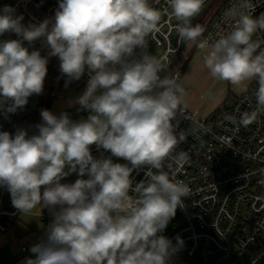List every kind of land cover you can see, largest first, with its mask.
<instances>
[{
  "label": "clouds",
  "instance_id": "9594fccd",
  "mask_svg": "<svg viewBox=\"0 0 264 264\" xmlns=\"http://www.w3.org/2000/svg\"><path fill=\"white\" fill-rule=\"evenodd\" d=\"M168 3L182 22L179 39L208 49L204 67L212 78L237 92L257 82L256 110L239 116V124L252 123L264 111V47L253 40L264 32V14L254 17L244 10L248 4L232 10V30L209 43L199 39L204 28L191 23L204 0ZM14 13L9 5L0 9V35L18 37L0 41V111L15 113L43 93L50 57L59 58L65 86L90 73L76 100L87 119L42 109L32 134L0 131V187L21 213L39 206L53 217L25 264H172L184 240L177 235L174 244L160 233L184 207L189 188L165 170L172 166L167 161L182 166L187 154L174 155L186 139L176 132L183 90L174 79H161L164 65L146 52L145 37L159 31L160 12L149 0H58L54 17L38 24L25 25ZM37 40L47 55L25 46ZM137 46L145 50L142 59L134 58ZM92 145L111 155L94 157ZM143 167L148 179L134 185L131 174ZM72 173L79 177L74 183H61Z\"/></svg>",
  "mask_w": 264,
  "mask_h": 264
},
{
  "label": "built area",
  "instance_id": "2783aa9c",
  "mask_svg": "<svg viewBox=\"0 0 264 264\" xmlns=\"http://www.w3.org/2000/svg\"><path fill=\"white\" fill-rule=\"evenodd\" d=\"M48 1L0 0V9L9 5L15 9V16H23V24H38L53 18L58 9L44 12ZM149 3L160 12V22L159 31L145 37L146 52L152 55V45L158 50L153 57L164 65L159 73L163 79L162 74L172 68L174 57L182 53L190 41L179 39L176 26L182 22L170 15L168 0H149ZM245 4L250 8L244 10L252 11L254 17L264 14V0H204L200 13L191 20L193 23L213 7L210 25L201 41L212 43L221 34L230 32L231 11L241 10ZM17 38L13 32L0 35V41ZM253 40L260 41L264 47V32L257 31ZM32 49L36 48H29ZM38 49L42 55H47V49ZM143 51L137 46L134 58L142 59ZM89 77L86 69L82 76L86 85ZM168 78L174 79L177 86L182 79L178 73ZM257 88L254 81L231 107L212 117L200 118L185 108L182 116L177 115L176 132L184 131L186 139L177 146L174 155L185 152L187 160L182 166L167 161L166 164L172 166L165 170L174 175L175 180L186 184L189 193L182 198L184 207L177 209L181 223L173 224L171 231L166 228L160 233L174 244L177 235L184 240V247L173 257L172 264H264V111H260L249 125L239 124L241 113L256 110ZM41 101L42 94H33L15 113L0 111V131L14 134L17 128L34 119ZM66 113L72 120L89 115L80 106ZM91 152L96 158L110 154L95 145L91 146ZM146 171L147 167H143L132 172L130 178L134 185L148 179ZM130 195L134 193L130 192ZM21 215L13 207L8 190L0 187V232L7 233ZM49 216V212L43 214L44 219Z\"/></svg>",
  "mask_w": 264,
  "mask_h": 264
},
{
  "label": "rangeland",
  "instance_id": "374dc122",
  "mask_svg": "<svg viewBox=\"0 0 264 264\" xmlns=\"http://www.w3.org/2000/svg\"><path fill=\"white\" fill-rule=\"evenodd\" d=\"M58 7V0H49L45 5L43 11L44 12H51L54 8ZM25 46L29 48H41L47 49L44 45H42L40 40L33 42V44L29 45L28 42H25ZM152 56H156L158 54V50L152 45ZM208 49H201L196 47L195 44L192 42H188L185 49L182 53L178 54L174 57L172 68L162 74V77H169L174 73L180 74L181 78H183L184 73L186 75V79L184 83L189 89L191 97L195 101H201V105L206 107V105L210 108L213 107V104H217V102L222 101L220 106L224 105L223 107L217 108L211 115L205 117L201 115L199 112H194L198 114L200 118H209L219 111H222L226 108L231 107L234 103L235 98V91L234 86L228 82L218 81L212 78L208 72V70L204 67V57L207 54ZM190 59V62L188 61ZM186 63V64H185ZM189 63V64H188ZM188 64V68L186 70L185 66ZM75 85V80L72 81V86L64 87L59 95L55 98L52 103V109H62L66 108L69 104L75 102L79 96L83 94L82 89L72 87ZM183 83H179L178 87L183 90ZM160 91V89H157ZM50 110V111H51ZM87 119V115H82L79 118L73 119L75 121ZM35 125H37L35 119H32L25 123L22 128L27 129L29 134H32L36 131ZM181 223V215L179 211H176L175 217L169 222L167 226V230L171 231L173 224H180Z\"/></svg>",
  "mask_w": 264,
  "mask_h": 264
},
{
  "label": "crops",
  "instance_id": "0c3cea01",
  "mask_svg": "<svg viewBox=\"0 0 264 264\" xmlns=\"http://www.w3.org/2000/svg\"><path fill=\"white\" fill-rule=\"evenodd\" d=\"M185 73L180 81V83H183L184 85L182 94L183 108L192 112H199L201 115L207 117L211 115L212 112H214L217 108L225 106V103L224 105L220 106L222 101H219L217 104H213V107L209 108L207 105L206 107L202 106L201 101H199V103L198 101H195L191 97L190 89L184 84L186 83L185 79L187 75H185ZM254 81L255 80L249 82L248 88L254 83ZM68 86H72V82L69 83ZM86 86L87 85L85 84L84 79L81 77L79 80H75V85L72 87V89L75 90V88H77L78 91L79 89H82V92H84ZM243 93L244 92L235 91L234 102ZM78 106L80 105L75 101L69 104L66 108L59 110L55 108L52 109L51 112L59 116L62 112H67ZM110 155L111 154H109V156ZM112 159L115 163H124L122 158L112 157ZM78 178L79 177L77 173H72L65 177L61 183H74ZM84 178L86 179L87 176ZM46 212H49L50 214L48 219L43 218V214ZM52 219L53 217L49 209L40 208L37 206L32 210L31 213H22L20 219L13 224L7 233L3 234L0 232V264H25L27 258H34V254L31 253L30 249L34 244L39 243L41 240L46 238L47 227L52 222Z\"/></svg>",
  "mask_w": 264,
  "mask_h": 264
},
{
  "label": "trees",
  "instance_id": "16d2710c",
  "mask_svg": "<svg viewBox=\"0 0 264 264\" xmlns=\"http://www.w3.org/2000/svg\"><path fill=\"white\" fill-rule=\"evenodd\" d=\"M212 11L213 7L211 9H208L205 13H203L201 16H199L192 24L196 25L199 24L202 28H204V32L202 36L199 38L202 39L206 29L210 25V20L212 17ZM196 47H198V43L195 44ZM190 62V59H188ZM186 64V63H185ZM189 64V63H188ZM188 64L185 66V68L188 67ZM48 71L47 75L44 81V89L42 93V101L40 104V107L34 117L37 124L42 122V117L40 115V112L42 109L51 110V106L55 98L59 95L60 91L66 87V80L67 77L64 76L60 72V60L58 57H50L49 63L47 65ZM68 85V84H67Z\"/></svg>",
  "mask_w": 264,
  "mask_h": 264
}]
</instances>
